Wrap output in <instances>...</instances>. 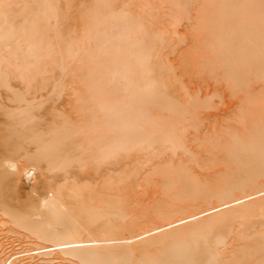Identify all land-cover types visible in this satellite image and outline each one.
I'll list each match as a JSON object with an SVG mask.
<instances>
[{"label":"bare ground","instance_id":"obj_1","mask_svg":"<svg viewBox=\"0 0 264 264\" xmlns=\"http://www.w3.org/2000/svg\"><path fill=\"white\" fill-rule=\"evenodd\" d=\"M0 264H264V0H0Z\"/></svg>","mask_w":264,"mask_h":264},{"label":"rangeland","instance_id":"obj_2","mask_svg":"<svg viewBox=\"0 0 264 264\" xmlns=\"http://www.w3.org/2000/svg\"><path fill=\"white\" fill-rule=\"evenodd\" d=\"M224 108V106H222ZM223 108H221L220 110H222ZM212 176V175H211Z\"/></svg>","mask_w":264,"mask_h":264}]
</instances>
